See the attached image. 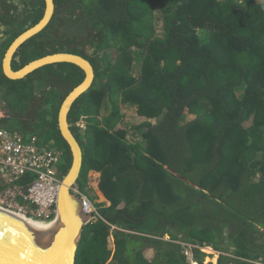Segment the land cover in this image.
<instances>
[{
  "label": "trees",
  "instance_id": "1",
  "mask_svg": "<svg viewBox=\"0 0 264 264\" xmlns=\"http://www.w3.org/2000/svg\"><path fill=\"white\" fill-rule=\"evenodd\" d=\"M53 2L12 69L66 52L94 70L67 118L82 149L74 189L99 215L75 264H264V0ZM43 10V0H0V126L56 153L61 178L71 156L57 114L84 73L56 63L10 80L1 69ZM89 172L108 205L95 202Z\"/></svg>",
  "mask_w": 264,
  "mask_h": 264
},
{
  "label": "water",
  "instance_id": "2",
  "mask_svg": "<svg viewBox=\"0 0 264 264\" xmlns=\"http://www.w3.org/2000/svg\"><path fill=\"white\" fill-rule=\"evenodd\" d=\"M41 19L19 34L7 47L2 61L3 75L10 80H19L31 72L50 64L69 63L84 73L83 80L62 100L57 114V128L68 146L71 164L61 177L55 203L59 216L56 226L33 229L30 224L0 207V264H75L82 229L89 223V216L82 210V200L74 191L82 166V149L70 130L68 113L75 100L86 92L94 79L90 62L82 56L58 52L30 61L18 70L11 62L19 47L41 32L54 13L53 0H43Z\"/></svg>",
  "mask_w": 264,
  "mask_h": 264
},
{
  "label": "built area",
  "instance_id": "3",
  "mask_svg": "<svg viewBox=\"0 0 264 264\" xmlns=\"http://www.w3.org/2000/svg\"><path fill=\"white\" fill-rule=\"evenodd\" d=\"M60 157L50 149L37 147L35 140L24 142L0 126V207L26 219L49 224L56 215L55 203L60 176ZM23 176H31L25 187L17 185ZM82 210L89 220L99 215L93 203L80 194ZM185 254L190 257V249ZM190 264H196L190 259Z\"/></svg>",
  "mask_w": 264,
  "mask_h": 264
},
{
  "label": "rangeland",
  "instance_id": "4",
  "mask_svg": "<svg viewBox=\"0 0 264 264\" xmlns=\"http://www.w3.org/2000/svg\"><path fill=\"white\" fill-rule=\"evenodd\" d=\"M133 75H137L138 74V68L134 65L133 66ZM3 117V114L0 113V118ZM133 117L132 115L128 114L127 115V122L131 123L132 120H130V118ZM80 125L83 126L84 123L83 121L80 122ZM130 125V124H128ZM129 139L130 140H133V138L130 136V132H129ZM98 176L99 174L95 173V172H89L88 175H87V187L88 188H91L94 193H95V196H96V200L95 202L97 203H106V205H108V203L105 201V199L102 197V195H100V192L98 191L97 189V181H98ZM204 253L207 254V257L204 258V262L205 263H208V262H212V263H215L216 262V259H217V254L212 251L210 248L209 249H203L202 250Z\"/></svg>",
  "mask_w": 264,
  "mask_h": 264
},
{
  "label": "bare ground",
  "instance_id": "5",
  "mask_svg": "<svg viewBox=\"0 0 264 264\" xmlns=\"http://www.w3.org/2000/svg\"><path fill=\"white\" fill-rule=\"evenodd\" d=\"M8 212L13 213V215H15L18 218L24 220L26 223L30 224V226L33 229H35V230H39V229H43V228H48V227H52V226H55V225L57 226L58 223H59V221H58L59 220V216L57 215V213H56V215L54 217V220L51 223L46 224V223H39V222H35V221H32V220L26 219L23 216L18 215V214H15L14 212H11V211H8Z\"/></svg>",
  "mask_w": 264,
  "mask_h": 264
},
{
  "label": "flooded vegetation",
  "instance_id": "6",
  "mask_svg": "<svg viewBox=\"0 0 264 264\" xmlns=\"http://www.w3.org/2000/svg\"><path fill=\"white\" fill-rule=\"evenodd\" d=\"M2 30H3V28L0 27V39L3 37L2 33H1ZM12 60H13V59H12ZM11 67H12V62H11ZM0 113L3 114V117H6V112L3 110L2 105H0Z\"/></svg>",
  "mask_w": 264,
  "mask_h": 264
},
{
  "label": "crops",
  "instance_id": "7",
  "mask_svg": "<svg viewBox=\"0 0 264 264\" xmlns=\"http://www.w3.org/2000/svg\"><path fill=\"white\" fill-rule=\"evenodd\" d=\"M93 173V172H92ZM101 195V194H100Z\"/></svg>",
  "mask_w": 264,
  "mask_h": 264
},
{
  "label": "clouds",
  "instance_id": "8",
  "mask_svg": "<svg viewBox=\"0 0 264 264\" xmlns=\"http://www.w3.org/2000/svg\"><path fill=\"white\" fill-rule=\"evenodd\" d=\"M203 250V249H202Z\"/></svg>",
  "mask_w": 264,
  "mask_h": 264
}]
</instances>
